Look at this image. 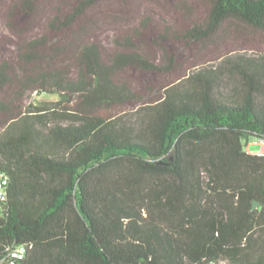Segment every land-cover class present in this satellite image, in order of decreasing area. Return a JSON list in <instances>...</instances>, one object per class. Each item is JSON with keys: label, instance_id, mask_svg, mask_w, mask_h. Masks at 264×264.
<instances>
[{"label": "trees", "instance_id": "16d2710c", "mask_svg": "<svg viewBox=\"0 0 264 264\" xmlns=\"http://www.w3.org/2000/svg\"><path fill=\"white\" fill-rule=\"evenodd\" d=\"M104 1L8 0L0 264L21 245L17 264H264V155L248 151L264 140V55L238 63L240 88L221 96L205 72L178 75L164 45L190 49L230 20L264 30V0H205L176 35L132 0ZM132 67L164 78L125 123ZM30 92L60 99L26 104Z\"/></svg>", "mask_w": 264, "mask_h": 264}, {"label": "rangeland", "instance_id": "374dc122", "mask_svg": "<svg viewBox=\"0 0 264 264\" xmlns=\"http://www.w3.org/2000/svg\"><path fill=\"white\" fill-rule=\"evenodd\" d=\"M135 7L141 6L137 14L146 13L153 21H158L162 32L176 35L178 31L188 29L195 22L202 19L205 14V0H132ZM182 5L179 9L177 4ZM8 0H0V39L9 41L12 37L6 23V10ZM102 11L121 9L118 0H106L102 3ZM160 21V22H159ZM108 34V35H107ZM106 41L113 43L114 33L107 32ZM164 42L167 49L174 54L175 68L179 73L193 74L199 71L205 72L218 80V94L228 95L241 86L237 64L261 59L264 55V30L252 27L238 20H230L217 29L211 37L195 42L192 48H185V43L180 40L168 39ZM153 46V45H152ZM156 43L154 48L157 49ZM162 57V55H161ZM164 78L163 74L152 73L138 67H132L128 75V92L120 98L117 108L122 110L123 122L132 123L137 118V112L144 98L152 97L157 84ZM58 94H38L30 92L26 104H44L51 107L59 101ZM66 104V102H65ZM71 105L76 106L72 100ZM62 106V105H61ZM56 106L58 107H61ZM60 120V121H59ZM55 122L68 123L67 119H50V124ZM263 143L253 140L248 149L259 152ZM154 184H157L154 181ZM190 264V263H188Z\"/></svg>", "mask_w": 264, "mask_h": 264}, {"label": "built area", "instance_id": "2783aa9c", "mask_svg": "<svg viewBox=\"0 0 264 264\" xmlns=\"http://www.w3.org/2000/svg\"><path fill=\"white\" fill-rule=\"evenodd\" d=\"M261 142L263 143V149L259 154L264 155V140H261ZM9 183H10L9 176L2 174L0 178V202L6 199ZM26 252H27V248L24 245L13 248L10 252L8 263L17 264L18 260L23 259L25 257ZM209 264H240V263H232L228 260H221L219 262L211 261Z\"/></svg>", "mask_w": 264, "mask_h": 264}, {"label": "water", "instance_id": "95a60500", "mask_svg": "<svg viewBox=\"0 0 264 264\" xmlns=\"http://www.w3.org/2000/svg\"><path fill=\"white\" fill-rule=\"evenodd\" d=\"M259 201L255 200L253 203V209H256L259 206Z\"/></svg>", "mask_w": 264, "mask_h": 264}, {"label": "crops", "instance_id": "0c3cea01", "mask_svg": "<svg viewBox=\"0 0 264 264\" xmlns=\"http://www.w3.org/2000/svg\"><path fill=\"white\" fill-rule=\"evenodd\" d=\"M262 149H263V146H262ZM262 149H261V150H262ZM261 150H260L259 152H254V151H251V150L248 149V151H249V152H252V153H260Z\"/></svg>", "mask_w": 264, "mask_h": 264}]
</instances>
